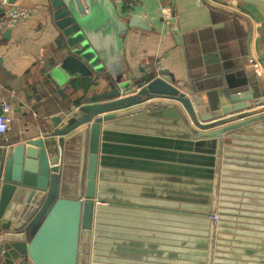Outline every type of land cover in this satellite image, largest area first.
I'll use <instances>...</instances> for the list:
<instances>
[{
  "label": "water",
  "instance_id": "95a60500",
  "mask_svg": "<svg viewBox=\"0 0 264 264\" xmlns=\"http://www.w3.org/2000/svg\"><path fill=\"white\" fill-rule=\"evenodd\" d=\"M233 1L264 14V0ZM53 4L70 56L49 78L59 87L72 61L101 90L49 118L39 137L0 147L5 262L264 264L261 90L227 83L206 101L196 84L165 79L166 70L136 78L122 54L129 27L149 29L140 17L123 21L112 0ZM139 154L180 164L125 157ZM155 165L175 176L155 182L135 171Z\"/></svg>",
  "mask_w": 264,
  "mask_h": 264
},
{
  "label": "crops",
  "instance_id": "0c3cea01",
  "mask_svg": "<svg viewBox=\"0 0 264 264\" xmlns=\"http://www.w3.org/2000/svg\"><path fill=\"white\" fill-rule=\"evenodd\" d=\"M4 1L0 0V6ZM7 1L4 9L0 7L1 14L20 5L28 8L30 15L15 28L0 30V112L3 101L13 106L11 129L0 133V147L39 137L51 128L49 118L70 112L84 102V97L101 90L93 82L94 75L72 61H68L69 78L61 79L59 87L49 78L51 71L66 62L70 49L69 36L56 16L54 0ZM112 3L123 21L138 16L140 23L149 27H129L124 35L122 58L127 73L141 78L166 70L165 79L171 81L173 75L177 85L196 84L206 101V93L218 92L227 83L249 87L256 95H264V74H258L250 60L256 53L264 55V14L257 8L248 7L253 14L248 13L233 0H112ZM163 8L172 11V19H164ZM215 101L221 102L219 98ZM148 113L149 110L143 114ZM254 127L264 131V127ZM258 135L264 138V133ZM125 157L180 164L172 160L173 156L171 161L141 154ZM161 168L155 165L151 172L135 171L151 175L148 179L155 182L163 181V175L175 176L161 173ZM127 182L131 181L123 183ZM1 239L0 234V243ZM0 264H7L1 253Z\"/></svg>",
  "mask_w": 264,
  "mask_h": 264
},
{
  "label": "built area",
  "instance_id": "2783aa9c",
  "mask_svg": "<svg viewBox=\"0 0 264 264\" xmlns=\"http://www.w3.org/2000/svg\"><path fill=\"white\" fill-rule=\"evenodd\" d=\"M7 5H8V1L5 0L0 7L4 9V7ZM4 11L5 12L3 14L0 13V30L3 31L15 28L18 23L27 19L30 15V10L20 5H15L14 7L8 8ZM162 13L165 20L172 19V11L170 9L163 8ZM251 61L253 63L255 71L258 74H264V67L259 58V55L256 54ZM12 111H13L12 104L8 101H3L1 105V114H0V133H6L11 129L9 121ZM211 217L217 219L216 214H214ZM16 264H34V263L30 258L27 257L18 260Z\"/></svg>",
  "mask_w": 264,
  "mask_h": 264
}]
</instances>
